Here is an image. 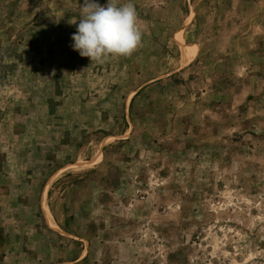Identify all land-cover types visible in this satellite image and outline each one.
Wrapping results in <instances>:
<instances>
[{"label": "rangeland", "instance_id": "rangeland-1", "mask_svg": "<svg viewBox=\"0 0 264 264\" xmlns=\"http://www.w3.org/2000/svg\"><path fill=\"white\" fill-rule=\"evenodd\" d=\"M133 3L98 64L83 0H0V264H264V0Z\"/></svg>", "mask_w": 264, "mask_h": 264}, {"label": "clouds", "instance_id": "clouds-1", "mask_svg": "<svg viewBox=\"0 0 264 264\" xmlns=\"http://www.w3.org/2000/svg\"><path fill=\"white\" fill-rule=\"evenodd\" d=\"M81 18L72 35V48L90 62L104 64L113 57H130L142 46V31L133 0H83ZM76 23V22H75Z\"/></svg>", "mask_w": 264, "mask_h": 264}, {"label": "bare ground", "instance_id": "bare-ground-1", "mask_svg": "<svg viewBox=\"0 0 264 264\" xmlns=\"http://www.w3.org/2000/svg\"><path fill=\"white\" fill-rule=\"evenodd\" d=\"M98 163V162H97ZM70 168H72L73 169V167H70ZM91 168V167H90ZM75 169V168H74ZM71 170V169H70ZM71 171H73V170H71ZM82 171V170H81ZM55 177V176H54ZM48 186V185H47ZM45 199V198H44ZM45 201V200H44ZM45 203V202H44Z\"/></svg>", "mask_w": 264, "mask_h": 264}]
</instances>
